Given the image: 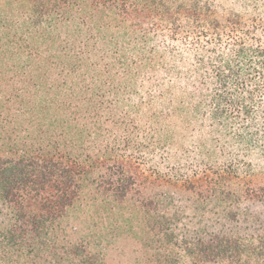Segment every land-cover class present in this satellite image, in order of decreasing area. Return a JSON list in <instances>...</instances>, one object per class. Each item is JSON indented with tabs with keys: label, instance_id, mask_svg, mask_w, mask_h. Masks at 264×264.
<instances>
[{
	"label": "trees",
	"instance_id": "16d2710c",
	"mask_svg": "<svg viewBox=\"0 0 264 264\" xmlns=\"http://www.w3.org/2000/svg\"><path fill=\"white\" fill-rule=\"evenodd\" d=\"M236 1L0 0V264H108L66 223L91 209L135 264H264V0Z\"/></svg>",
	"mask_w": 264,
	"mask_h": 264
},
{
	"label": "rangeland",
	"instance_id": "374dc122",
	"mask_svg": "<svg viewBox=\"0 0 264 264\" xmlns=\"http://www.w3.org/2000/svg\"><path fill=\"white\" fill-rule=\"evenodd\" d=\"M220 8L241 9V5L236 0H223ZM260 156L254 155L252 157L255 164L254 179L256 180H264V157ZM152 191L154 190L150 189V187L145 190V192L150 194H152ZM189 194L190 192L186 191V193H181L180 196L189 197ZM181 201H177L176 204L180 206L178 210L181 211L182 216L184 214L192 216L195 209L193 201H183V198ZM175 210L172 208L169 212L173 213ZM87 213L88 215L75 213L67 219L68 227L77 228V231L74 232V237H87L94 249L101 251L108 264H135L143 260L144 249L139 236L141 235L140 229L138 230L134 226L131 229L125 223L121 224L122 227H117L114 220L105 211L96 212L91 209ZM254 213L260 214L258 211H254ZM196 222V219L195 222L193 220L190 226L195 225Z\"/></svg>",
	"mask_w": 264,
	"mask_h": 264
}]
</instances>
